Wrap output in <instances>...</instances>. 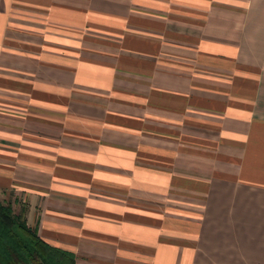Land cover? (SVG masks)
Listing matches in <instances>:
<instances>
[{
  "label": "crops",
  "instance_id": "obj_1",
  "mask_svg": "<svg viewBox=\"0 0 264 264\" xmlns=\"http://www.w3.org/2000/svg\"><path fill=\"white\" fill-rule=\"evenodd\" d=\"M6 195L77 264H264V0H0Z\"/></svg>",
  "mask_w": 264,
  "mask_h": 264
},
{
  "label": "trees",
  "instance_id": "obj_2",
  "mask_svg": "<svg viewBox=\"0 0 264 264\" xmlns=\"http://www.w3.org/2000/svg\"><path fill=\"white\" fill-rule=\"evenodd\" d=\"M0 264H77L76 256L47 243L12 206L0 200Z\"/></svg>",
  "mask_w": 264,
  "mask_h": 264
},
{
  "label": "rangeland",
  "instance_id": "obj_3",
  "mask_svg": "<svg viewBox=\"0 0 264 264\" xmlns=\"http://www.w3.org/2000/svg\"><path fill=\"white\" fill-rule=\"evenodd\" d=\"M48 63H43V69L45 66H47ZM49 79L48 78H44L43 77V82H48ZM27 127H31V126H27ZM32 128V127H31ZM6 197V198H5ZM2 199L3 202L7 203V204H10L15 212L16 215H18L19 217L23 218V215H22V211H21V208L24 207L22 202H21V205L17 202V199L15 201V199L13 198V196L9 197L8 195L6 196H1L0 200ZM22 201H25V199H22ZM27 223V222H26Z\"/></svg>",
  "mask_w": 264,
  "mask_h": 264
}]
</instances>
